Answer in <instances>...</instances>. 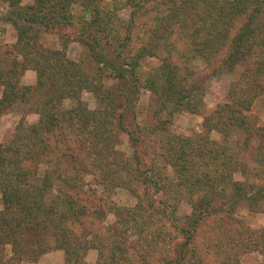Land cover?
<instances>
[{"label": "trees", "instance_id": "1", "mask_svg": "<svg viewBox=\"0 0 264 264\" xmlns=\"http://www.w3.org/2000/svg\"><path fill=\"white\" fill-rule=\"evenodd\" d=\"M5 1L17 36L0 45V114L37 102L40 118L0 142V263L36 262L53 244L64 264H247L252 252L264 264V227L235 214L240 202L264 213V124L248 115L264 93V0ZM47 31L84 57L42 46ZM146 56L158 64L146 68ZM197 58L235 79L202 115L203 134H173L175 113L205 106ZM26 70L34 85L20 84ZM143 90L154 97L149 124L136 110ZM117 188L135 203L117 204ZM182 201L191 210L178 215Z\"/></svg>", "mask_w": 264, "mask_h": 264}, {"label": "rangeland", "instance_id": "2", "mask_svg": "<svg viewBox=\"0 0 264 264\" xmlns=\"http://www.w3.org/2000/svg\"><path fill=\"white\" fill-rule=\"evenodd\" d=\"M35 0H21V5L25 6L32 4ZM8 3L5 0H0V45L3 48H10L16 41V31L13 26L5 21V15L8 11ZM63 31H47L43 32L41 36V44L44 47L65 49L67 55L74 59L80 60L84 57V49L77 42H70L65 44L62 40ZM143 65L146 68L154 67L158 64L156 59L146 56L142 60ZM193 68L197 71L200 80L204 81L205 95H204V109L200 114H193L187 111H179L174 114L169 124V129L173 134L182 136H195L205 132L202 126L203 114L213 110L218 103L226 100L227 92L232 80L235 79V73L229 71L227 67H223L217 70L215 75H210V72L205 71V63L201 59H195L192 62ZM242 68V65L238 69ZM36 83V73L33 70H26L24 75L20 79V84L23 86L34 85ZM111 84V82H107ZM1 95V87H0ZM32 99L34 97H31ZM83 101L89 108H94L96 99L90 92H83ZM69 105V102H65ZM37 102H17L6 109L0 114V142H7L13 136L12 133L18 126L27 127L32 124L39 122V114L36 112ZM154 108V97L147 91L143 90L140 93V99L137 105V115L141 122L151 123L152 112ZM250 120L255 125L264 124V93H262L254 102L252 108L248 111ZM210 137L216 140L221 138V135L216 131H211ZM118 147L130 153V145L128 143L127 136L120 134L118 139ZM43 166H41V169ZM236 180H243V176L240 173H234ZM90 184L87 183L86 189H89ZM112 199L120 205L131 206L135 203V198L122 188H117L112 194ZM2 207L0 198V208ZM190 206L185 201H182L178 208V215L190 213ZM236 216L241 219L246 225L252 229H260L264 227V213L249 211L247 206L242 202L238 203L236 210ZM234 214V215H235ZM109 221H113V215L108 216ZM48 244V243H47ZM9 255L6 256V259ZM97 257L96 250L90 249L85 255V259L92 263ZM242 261L247 264H263L262 257L256 253L245 254ZM36 262L24 261H13V264H64L63 263V251L56 249L53 244L47 247L46 252L39 255ZM0 264H6L3 261ZM12 264V263H10Z\"/></svg>", "mask_w": 264, "mask_h": 264}]
</instances>
